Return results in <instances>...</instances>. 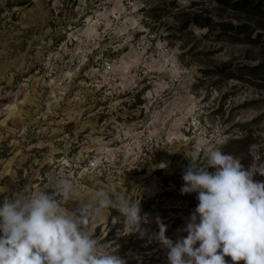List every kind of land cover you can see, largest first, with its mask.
Masks as SVG:
<instances>
[{
  "label": "rangeland",
  "instance_id": "1",
  "mask_svg": "<svg viewBox=\"0 0 264 264\" xmlns=\"http://www.w3.org/2000/svg\"><path fill=\"white\" fill-rule=\"evenodd\" d=\"M263 23L219 0H0V204L61 176L82 200L123 195L141 202L147 235L104 209L89 220L99 249L168 264L151 237L157 217L169 238L187 236L198 204L180 191L187 154L202 166L219 148L264 168V71L252 70L264 36L250 40Z\"/></svg>",
  "mask_w": 264,
  "mask_h": 264
},
{
  "label": "clouds",
  "instance_id": "2",
  "mask_svg": "<svg viewBox=\"0 0 264 264\" xmlns=\"http://www.w3.org/2000/svg\"><path fill=\"white\" fill-rule=\"evenodd\" d=\"M193 152L184 168L182 194L196 193L198 204L175 241L166 235L168 226L156 218L159 231L151 239L167 250L168 264H264V181L240 160L215 148L199 164ZM214 171H209V169ZM75 202L72 212L64 205ZM113 208L122 217L128 233L147 235L141 202L98 190L92 200L76 196L75 184L59 177L51 192L30 195L15 192L0 204V264H127L114 253L99 249L89 226L90 217ZM151 242V241H150ZM198 245V246H197Z\"/></svg>",
  "mask_w": 264,
  "mask_h": 264
},
{
  "label": "trees",
  "instance_id": "3",
  "mask_svg": "<svg viewBox=\"0 0 264 264\" xmlns=\"http://www.w3.org/2000/svg\"><path fill=\"white\" fill-rule=\"evenodd\" d=\"M219 1L223 4H228L233 9H238L245 11L249 14H254L256 17H259L260 19H262V21H264V0H219ZM197 19L200 18H198V16L194 18V20H196L197 23L206 25L205 24L206 22H199V20ZM221 25H223L225 29H231V28L234 29V26L230 23L221 22ZM262 25L264 27V23ZM248 27L249 24L247 22H242L241 24H238V26L235 27L236 30L235 33H238V35H240ZM263 33L264 32H259L256 38H252V39L250 38V40L253 42H258L262 38V36H264ZM260 69L261 71H264L263 63H259L258 65L252 67V70H260ZM262 80L264 81V78ZM111 213L112 215L116 216L117 211L111 208Z\"/></svg>",
  "mask_w": 264,
  "mask_h": 264
},
{
  "label": "built area",
  "instance_id": "4",
  "mask_svg": "<svg viewBox=\"0 0 264 264\" xmlns=\"http://www.w3.org/2000/svg\"><path fill=\"white\" fill-rule=\"evenodd\" d=\"M106 67H107V69H110L111 65L110 64H106Z\"/></svg>",
  "mask_w": 264,
  "mask_h": 264
}]
</instances>
